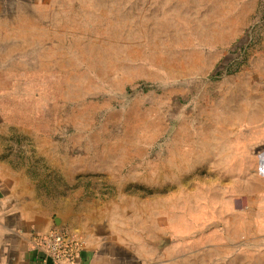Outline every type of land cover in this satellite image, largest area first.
<instances>
[{"label": "rangeland", "instance_id": "rangeland-1", "mask_svg": "<svg viewBox=\"0 0 264 264\" xmlns=\"http://www.w3.org/2000/svg\"><path fill=\"white\" fill-rule=\"evenodd\" d=\"M108 1L0 0V144L4 142L17 170L31 177L42 211L56 219V229L72 235L77 213L94 195L83 193L87 183L69 185V189L62 183L67 141L69 156L78 154L77 150L87 158L115 150L118 159L126 161L156 156L162 144L166 145L164 155H170V140L179 138L190 143L196 155L206 157L207 162L199 164L205 170L228 176L253 170L249 159L260 149L254 170L264 172V122L258 130L241 131L239 99L227 100L222 94L236 85V74L241 75L242 89L260 75L264 90V0H259L260 19L252 25L255 30L248 33L245 44L227 56L228 65L222 62L212 68L185 60L183 55L179 60L172 55L167 59L163 51L151 50L157 35L125 34L127 26L140 20L125 19V4L117 3L110 10ZM177 78L181 80L174 81ZM206 91L213 96L211 107ZM74 141H84V146H75ZM241 155L244 163L237 161ZM139 168L156 171V165ZM211 188L215 193L220 187ZM259 191L260 201L249 209L246 199ZM228 193L233 199L229 208L237 209V203L245 200L243 210L227 212L232 215L230 234H236L232 233L240 221L236 217L243 220L245 229L248 224L250 232L253 220L254 230L264 234V186L242 188L232 178ZM211 214L220 212L198 211L193 228L181 225V230L191 239H202L210 230L205 222ZM247 240L244 253L234 259L238 264H264V242Z\"/></svg>", "mask_w": 264, "mask_h": 264}, {"label": "crops", "instance_id": "crops-1", "mask_svg": "<svg viewBox=\"0 0 264 264\" xmlns=\"http://www.w3.org/2000/svg\"><path fill=\"white\" fill-rule=\"evenodd\" d=\"M108 2L110 10H115L117 3L125 4L127 14L124 18L140 20L135 26H127L129 29L125 34L157 35L156 46L151 50L163 51L167 59L172 55L174 60H179L183 55L185 60L208 68L218 67L222 62L228 65L227 56L245 44L246 36L254 29L252 25L260 19L259 0ZM133 3L139 6L134 8ZM236 76L238 80L241 77ZM238 80H234L236 85L222 94L227 100L239 99V129L243 132L258 130L264 122L261 76L257 75L251 84L243 85V89L239 88ZM172 92L176 97V91ZM205 93L208 106H213L211 91ZM220 124L224 125L223 122ZM164 128L161 123L160 129L163 131ZM224 128L228 129V126ZM173 134L178 137L177 132L173 131ZM3 143L0 144V264H51L38 247L37 236L58 228L56 219L52 220L47 212L42 211L31 177L24 170H17L16 163L11 160L13 156L6 155ZM72 143L80 148L84 146V141ZM86 143L91 146L90 142ZM170 146L173 147L170 155H164L166 145L162 144L158 146L156 156L141 155L132 160H126L128 155L121 156L126 160L123 161L118 159L115 150L108 155L95 154L88 158L77 150L78 154L69 156L66 142V155L61 165L62 183L64 180L66 189L69 185L74 188L87 183L83 193L94 195V199L86 201L80 208L83 213H92H77L72 223L75 236L61 228L83 242L82 252L74 264H238L233 256L244 253L246 239L264 242V234L254 230L253 220L249 222L250 232L248 224L245 229L244 224L241 225L243 220L236 217L240 220L232 231L236 234H230L229 218L232 215L227 214L230 209L243 210L245 202L243 199L237 203V209L229 208L230 203L233 204L228 193L232 178L242 188L246 185L264 186V172L254 170L257 161L254 157L260 149L252 160L249 159L253 170L228 176L221 171H207L199 165L207 162L206 157L196 155L190 143L187 145L179 138H173ZM182 148H186L185 151ZM209 155H213L211 151ZM237 161L244 163V156H238ZM165 163L172 164V167L169 168L168 164L165 167ZM150 165H156V171L149 173L139 168ZM214 185L220 187L215 193L211 188ZM202 193L204 198L200 197ZM261 193L245 198L249 209L258 204ZM201 210H218L220 214H211L207 218L205 226L210 230L202 239H191L189 233L181 230V225L193 228L197 223L196 214Z\"/></svg>", "mask_w": 264, "mask_h": 264}, {"label": "built area", "instance_id": "built-area-1", "mask_svg": "<svg viewBox=\"0 0 264 264\" xmlns=\"http://www.w3.org/2000/svg\"><path fill=\"white\" fill-rule=\"evenodd\" d=\"M37 237L38 247L45 260L51 264H74L83 249L80 239L66 234L61 229H54Z\"/></svg>", "mask_w": 264, "mask_h": 264}, {"label": "water", "instance_id": "water-1", "mask_svg": "<svg viewBox=\"0 0 264 264\" xmlns=\"http://www.w3.org/2000/svg\"><path fill=\"white\" fill-rule=\"evenodd\" d=\"M58 223V222H57Z\"/></svg>", "mask_w": 264, "mask_h": 264}]
</instances>
